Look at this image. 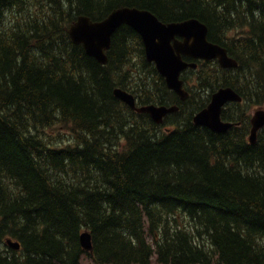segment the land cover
<instances>
[{
    "label": "trees",
    "instance_id": "1",
    "mask_svg": "<svg viewBox=\"0 0 264 264\" xmlns=\"http://www.w3.org/2000/svg\"><path fill=\"white\" fill-rule=\"evenodd\" d=\"M120 7L198 19L239 65L196 61L181 102L126 25L101 65L67 29ZM221 87L243 103L222 114L239 125L217 133L193 117ZM116 88L180 110L158 125ZM263 101L264 0H0V264H264V130L252 145L241 111Z\"/></svg>",
    "mask_w": 264,
    "mask_h": 264
},
{
    "label": "water",
    "instance_id": "2",
    "mask_svg": "<svg viewBox=\"0 0 264 264\" xmlns=\"http://www.w3.org/2000/svg\"><path fill=\"white\" fill-rule=\"evenodd\" d=\"M124 25L140 35L147 62L155 65L158 73L165 79L168 89L183 102L188 99L189 93L184 88L182 74L188 68H197L196 62H187L184 58L206 62L218 60L224 69L238 66V62L229 56L225 47L209 41V29L204 22L188 19L164 23L151 11L136 7L114 9L101 21H93L84 15L79 16L67 29V33L76 45L83 46L87 55L99 64L107 65V52L111 49L113 36ZM114 95L133 111L148 114L158 125L163 124L168 115L179 111L177 106H138L136 97L122 88H116ZM242 100V96L232 87H222L212 95L209 105L194 116L193 121L213 132H227L235 124L222 120L223 109L228 103H241ZM251 126L249 141L254 145L258 141L259 132L264 129V109L254 112ZM80 241L85 251L93 250L91 233L83 232ZM9 244L16 250L20 249L18 243L9 241Z\"/></svg>",
    "mask_w": 264,
    "mask_h": 264
},
{
    "label": "rangeland",
    "instance_id": "3",
    "mask_svg": "<svg viewBox=\"0 0 264 264\" xmlns=\"http://www.w3.org/2000/svg\"><path fill=\"white\" fill-rule=\"evenodd\" d=\"M240 34L242 36V31H240V30L234 32V35H235L236 38H238L240 36ZM194 84L195 83H191L190 86H193ZM208 97H209V92L208 91H205V92L201 93V97L200 98H202V100L206 101L208 99ZM210 100H211V97H210ZM259 109H264V101L260 105H256V103H250L249 105H246L245 108L241 109V111L244 113L245 117H249V123H250V119H251L252 115L254 114L255 111H257ZM229 114L233 115V111L229 110ZM170 127H171L170 125H165L162 128V130H166V129L170 128ZM249 132H250V130H249ZM249 132H248L247 136H249ZM49 133L50 134H54V135H59V133H68V132L63 130V129L62 130L54 129V130H49ZM57 139H61L60 141H63L64 143L72 142V140L70 139V137L68 135H63L62 134V135L58 136ZM80 264H95V261L88 254H84L82 256V258H81ZM152 264H160V263L157 262L156 257H153L152 258Z\"/></svg>",
    "mask_w": 264,
    "mask_h": 264
},
{
    "label": "flooded vegetation",
    "instance_id": "4",
    "mask_svg": "<svg viewBox=\"0 0 264 264\" xmlns=\"http://www.w3.org/2000/svg\"><path fill=\"white\" fill-rule=\"evenodd\" d=\"M189 94H190V93H189ZM181 102H182V101H181ZM185 102H186V101H185ZM230 104H231V103H230ZM230 104H228V105L224 108V110L227 109V107H228ZM224 110H223V112H224ZM223 112H222V113H223ZM251 118H252V117H251ZM250 122H251V119H250Z\"/></svg>",
    "mask_w": 264,
    "mask_h": 264
},
{
    "label": "bare ground",
    "instance_id": "5",
    "mask_svg": "<svg viewBox=\"0 0 264 264\" xmlns=\"http://www.w3.org/2000/svg\"><path fill=\"white\" fill-rule=\"evenodd\" d=\"M231 56V55H230Z\"/></svg>",
    "mask_w": 264,
    "mask_h": 264
}]
</instances>
